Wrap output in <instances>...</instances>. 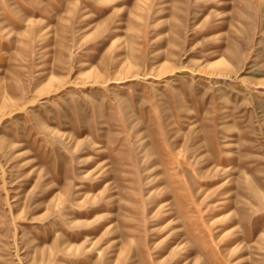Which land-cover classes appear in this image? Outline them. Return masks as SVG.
Listing matches in <instances>:
<instances>
[{
    "label": "rangeland",
    "instance_id": "rangeland-1",
    "mask_svg": "<svg viewBox=\"0 0 264 264\" xmlns=\"http://www.w3.org/2000/svg\"><path fill=\"white\" fill-rule=\"evenodd\" d=\"M0 264H264V0H0Z\"/></svg>",
    "mask_w": 264,
    "mask_h": 264
}]
</instances>
